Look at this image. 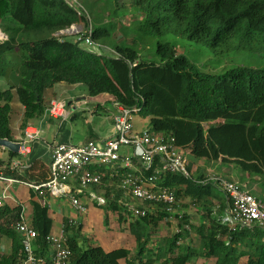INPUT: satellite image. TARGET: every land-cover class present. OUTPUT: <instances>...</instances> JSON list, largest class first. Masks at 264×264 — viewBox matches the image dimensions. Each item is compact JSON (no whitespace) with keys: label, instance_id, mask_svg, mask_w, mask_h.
Returning <instances> with one entry per match:
<instances>
[{"label":"trees","instance_id":"16d2710c","mask_svg":"<svg viewBox=\"0 0 264 264\" xmlns=\"http://www.w3.org/2000/svg\"><path fill=\"white\" fill-rule=\"evenodd\" d=\"M80 1L81 6L72 0H0V28L8 35L0 41V77L8 84L0 89V138L17 140L11 128L15 96L24 107V130L30 120L45 114L47 89L58 83L85 84L91 97L110 94L128 107L139 106L140 115L150 119L151 131L173 135L176 144L196 158L237 165L245 174L264 177V67L240 66L209 74L171 42L159 40L156 53L160 60L147 61L140 57L134 39L116 44L115 54L106 55L82 48L70 35H57L84 22L91 25L93 39L111 37V27L91 23L90 10L97 5L105 14L119 18L140 10L144 17L140 31L145 36L174 31L211 46L234 41L238 50L263 53L264 0ZM9 155L8 160L0 157V174L34 182L22 169L10 170L12 159L20 154L9 151ZM110 169L95 168V172L102 173L103 183L113 181V189L105 194L106 206L122 221L131 201L118 186L127 169ZM157 182L201 205L207 215L204 221L192 224L188 215L178 214L181 230L152 246L153 234L168 217L159 206L153 216L128 225L137 250L108 251L92 238L81 242L82 226L65 218L70 264H188L194 256L213 259L215 264H264V226H232L222 216H213L225 211L228 198L204 173L185 177L166 172ZM31 194L37 252L46 255L54 219L50 207L35 199L32 190ZM21 210L9 204L0 207V244L4 238L11 240L10 253L0 251V264L24 263L22 238L15 229ZM184 237L190 240L179 244Z\"/></svg>","mask_w":264,"mask_h":264},{"label":"built area","instance_id":"2783aa9c","mask_svg":"<svg viewBox=\"0 0 264 264\" xmlns=\"http://www.w3.org/2000/svg\"><path fill=\"white\" fill-rule=\"evenodd\" d=\"M72 1L81 6L80 0ZM79 26L73 24L60 30L57 35L77 36L80 42L85 40L90 45L94 44L91 25L89 27L83 25L80 30ZM7 39L8 35L0 28V41ZM140 111L139 106L128 107L114 100L112 116L115 134L112 137L105 140H88L82 144L53 143L51 174L43 182L24 181L1 173L0 181L5 183V186L0 195V207L9 204L7 200L14 201L12 186L15 183H21L27 185L43 205L51 206L49 196L66 198L73 209L81 215H86L88 203L82 199V195L92 186L100 189L104 185L102 173L95 172V168H125L127 170L122 174L118 187L134 200L128 204L129 222L141 217L153 216L157 213L156 208L159 206L168 214L166 221L172 222L178 219L177 215L183 213L178 206L179 197L176 190L167 186L159 187L157 181L166 172L192 177L187 159L190 152L179 147L173 135H159L151 131L149 127L143 131H137L134 114ZM45 113L51 119L64 121L70 115L69 104L66 100L54 98ZM39 138L40 131L35 126H27L24 129V136L17 139L21 144L20 157L12 159L9 164L10 170L22 169L24 158L27 159L31 153L32 143ZM125 148L128 151H124ZM208 179L215 182L228 198L222 215L224 222L232 226H264V198L253 194L241 181L228 180L219 175H212ZM73 183H76L77 187L74 188ZM88 194L91 202L100 203V205L108 203L105 194L98 195V192L93 190H90ZM135 201H139L140 204ZM16 206L22 208L15 229L22 238L23 264H70L72 252L64 226L60 231L49 234L48 252L46 255H41L37 252V230L32 221L28 220L24 205L17 203ZM180 230L179 228L177 232ZM181 243L182 239L179 241V244Z\"/></svg>","mask_w":264,"mask_h":264},{"label":"rangeland","instance_id":"374dc122","mask_svg":"<svg viewBox=\"0 0 264 264\" xmlns=\"http://www.w3.org/2000/svg\"><path fill=\"white\" fill-rule=\"evenodd\" d=\"M83 3L86 4V0H82ZM95 1V0H91ZM91 23L94 26H104L108 27L114 32L111 37H101L99 39H94V44H88L85 40L81 41V47L96 53L101 54H115L114 47L118 43H131L133 39L137 43V49L139 55L142 59L147 61H159L160 56L156 53L157 43L158 41L163 42H171L176 45L179 53L186 55L193 63L197 65V67L205 73L209 74H222L232 68L245 66L252 67L255 69L264 67V52H253L250 50H238L236 48V43L234 41L229 42L228 44L221 43L217 46H211L208 43L196 40L193 38H189L186 35L170 31L164 35L160 36H145L141 33L140 27L143 21V14L140 10H132L131 12H127L125 15L115 17L114 14L108 15L102 11L101 7L97 5H93L91 8ZM1 23V21H0ZM78 28L79 30L83 28L85 25L82 22ZM125 33V34H124ZM73 39H78L77 36H72ZM6 78L0 77V89H5L8 87V84L5 80ZM89 92L88 88L85 84H69V83H58L55 87L49 88L44 93V101L45 104L48 105L50 100L53 98H57L60 100H66L68 103L73 102L71 106H78L77 116L73 120L65 121L51 119L49 116L41 115L32 120H30L29 124H35L37 127L42 128V121L44 117H49V120L46 121L43 135L47 139L53 140V135L58 134V131H66L70 132L73 136V140L76 142L80 137H84L85 134L90 132L91 129H97L101 126L103 121L106 122L107 116L95 115L93 113L92 105L93 102L85 103L88 98ZM89 100H87L88 102ZM21 103L17 96H15L13 101V114L11 118V128L13 132H18L20 130L23 114L21 110ZM144 122L148 127L150 122L149 118L142 117L140 113L134 114V122L135 121ZM63 122V123H62ZM218 121L217 123H219ZM65 124V125H64ZM51 129L49 130V127ZM47 130V131H46ZM50 135V136H49ZM1 155V154H0ZM1 157V156H0ZM4 160H8V156L2 157ZM188 167L192 172L193 177L198 176L205 172V166H202L200 162L205 161V159H198L195 156L188 154ZM25 160V158H24ZM218 163V162H217ZM218 166V164H215ZM200 166V167H199ZM195 169V170H194ZM197 170V174H195ZM217 171L222 174V176L228 180L236 179V171H238V166H229L228 163H221L217 167ZM147 172V170L145 171ZM5 185L3 184L2 187ZM19 184L14 185L13 190H17L20 188ZM27 187V186H25ZM3 190L0 189V191ZM24 194L23 204L25 207H28L31 204L32 196L30 194L29 188H22ZM217 191L218 189L215 188ZM254 193V192H253ZM1 195V193H0ZM55 201L52 202L50 206V214L54 217L55 227H59V219H57L56 212H53L52 209L62 208V206L67 207L69 202L67 199L55 198ZM10 203L9 200L6 201ZM216 207L218 205V199L215 200ZM55 204V205H54ZM179 209L180 211H186L185 213L195 220H200V216L202 214L203 207L201 205H196L190 197H186L184 195L179 197ZM89 216L81 215L76 210H72V217L81 219L82 228V237L81 242L86 237H94V243L96 240H100L107 232L109 226L115 225V217L118 215L114 213L112 210L108 209L106 205H100V203L93 204L92 206H88ZM205 210V209H204ZM183 213V212H182ZM180 219L175 220L176 225L179 224ZM176 233V232H175ZM119 235V234H113ZM125 239H127L125 237ZM182 242L184 243V238H182ZM196 242L195 244H197ZM122 244H116V247L121 246ZM154 246L155 244H151ZM11 248V240L9 238H4L2 243L0 244L1 252H9ZM161 262L158 261V264Z\"/></svg>","mask_w":264,"mask_h":264},{"label":"crops","instance_id":"0c3cea01","mask_svg":"<svg viewBox=\"0 0 264 264\" xmlns=\"http://www.w3.org/2000/svg\"><path fill=\"white\" fill-rule=\"evenodd\" d=\"M54 99V98H53ZM51 99V100H53ZM87 100H89L87 102V100L85 101V103H90L93 102V107H92V111L95 115H101V116H107L106 122L103 121L101 123V126H99L97 129H91L90 132H88L87 134H85L84 137H80L78 139V141H74L73 136L70 132H66V131H58V134L53 135V140L51 139H47L44 135V127H45V123L47 120H49V117H44L42 123V128L37 127L35 124H29L28 126H35L39 131H40V138L37 139L36 141H34L31 145V153L28 155L27 159L24 160V166L22 167V171L23 173L28 176L31 177L34 182H43L45 181V179L49 178L50 174H51V145L53 143L56 142H64V143H71V144H82L87 142L88 140H105L109 137H112L115 134V128H114V123H113V101L115 100L114 96L110 95V94H101L99 96L96 97H91L89 96L88 98H86ZM50 100V102H51ZM49 102V103H50ZM69 110H70V115L68 119H65V124H67V121L69 120H73L76 116H77V109L78 106L76 104V106H71L73 105V102H69ZM49 105V104H48ZM47 105V106H48ZM21 106V110H22V114L24 115V107ZM46 115V113L44 114ZM47 116V115H46ZM23 121V119H22ZM145 122V121H144ZM144 122L141 121H135V128L137 131H143L144 129L148 128ZM63 123V122H62ZM149 123V122H148ZM64 124V125H65ZM49 127V126H48ZM51 129V126L49 127V130ZM47 131V130H46ZM14 136L16 139H20L24 136V130L20 127V130L18 132H13ZM50 136V135H49ZM124 151H128L127 148L124 149ZM0 156H8L9 159V150L3 148L0 150ZM200 164H202V166H205V176L207 178H210L212 175H219L222 176L221 173H219L217 171V167L219 166L220 163L217 162H205L202 161L200 162ZM215 164H218V166H216ZM229 166H235L233 164H228ZM200 167V166H199ZM110 170H113V168H111ZM195 170V169H194ZM195 174H197V170L195 172ZM234 181H241L243 183H245V187L251 191L253 194L257 195L260 198H264V177H260V176H252V175H248L243 173L239 168L238 171H236V179H234ZM112 182H105L103 187H101L100 189L97 188L96 186H92L90 189H86L84 195H82V199L87 202L88 206H92L93 204H96L94 202H91V200L89 199V192L90 190L93 191H97L98 195L100 194H106L107 190L109 188L113 189V183ZM3 184L0 181V189H2ZM19 184L22 185L20 186V188H17V190H13L14 189V185ZM12 186V193L14 195V201H11L9 203V205L12 206H16L17 203H20L22 205L24 200V194L25 192H23L22 188H29L27 185L21 184V183H15ZM27 186V187H25ZM74 188L77 187L76 183H73L72 185ZM29 192L31 194V189L29 188ZM114 191V190H112ZM2 192V190L0 191V193ZM115 192V191H114ZM24 193V194H23ZM123 195V194H122ZM125 195V194H124ZM23 196V197H22ZM32 196V194H31ZM221 197L224 198L225 194L222 192L221 193ZM56 198V197H55ZM130 199V201L132 200L130 197H128ZM35 199H37L39 201V198H37L36 194H35ZM60 199H66V198H60ZM48 200L51 202L55 201L54 197L49 196ZM68 200V199H67ZM134 201V200H132ZM69 202V200H68ZM135 203L140 204L139 201H135ZM55 205V204H54ZM25 207V205H24ZM26 210V216L28 218V220L32 221V213H31V204L28 207H25ZM72 210L73 209L69 204L67 207L62 206V208H55L52 209L53 212H56V218L59 219L58 223H59V227L56 228L55 224L53 223V233H56L58 231H60L63 227V221L65 218H69V220L77 225H81L83 228V225L81 224V219L79 218H74L72 217ZM202 214L200 216V220H195L194 218L189 217V221L192 224H197L199 225L202 221H204L203 216L207 217L204 209L202 210ZM114 212V211H113ZM183 214H186V211H182ZM224 212L222 213H213V216L219 215L222 216ZM51 215V214H50ZM87 215L89 216V209L87 211ZM125 215H127L125 213ZM187 215V214H186ZM179 218V217H178ZM54 219V217H53ZM127 217L125 216V218L121 221L119 216L115 217V225L113 226H109L107 232H105V234H103L102 238L100 240H96V244L101 245L104 247V249L106 250H113L116 248H121V247H125L129 250L135 251L137 250V242L136 239L134 238V235H132L130 229H129V224L130 222H126ZM206 221V220H205ZM183 229V228H182ZM179 230V226L175 224V221L173 220L172 222L170 221L168 222H161L160 225L157 228V232L153 234L152 236V241L150 244H157L159 242V239L164 238V237H170L172 235L175 234V232ZM119 234L117 235H113V234ZM125 237L127 239H125ZM92 238V237H89ZM94 239V237L92 238ZM188 240H190V238L188 237H184V243L188 242ZM94 241V240H93ZM193 241L197 242L198 238L195 236V234H193ZM195 242V243H196ZM116 244L121 246L116 247ZM11 251V248H10ZM9 252H5V253H10ZM188 264H215V261L213 259H207L203 256H194Z\"/></svg>","mask_w":264,"mask_h":264},{"label":"water","instance_id":"95a60500","mask_svg":"<svg viewBox=\"0 0 264 264\" xmlns=\"http://www.w3.org/2000/svg\"><path fill=\"white\" fill-rule=\"evenodd\" d=\"M0 146L16 154L20 153L21 144L17 140L0 138Z\"/></svg>","mask_w":264,"mask_h":264}]
</instances>
